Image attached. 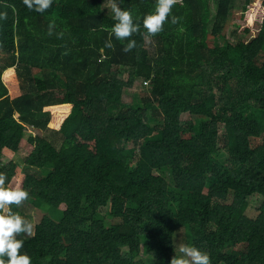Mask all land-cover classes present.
Returning <instances> with one entry per match:
<instances>
[{"label":"trees","instance_id":"16d2710c","mask_svg":"<svg viewBox=\"0 0 264 264\" xmlns=\"http://www.w3.org/2000/svg\"><path fill=\"white\" fill-rule=\"evenodd\" d=\"M106 2L0 0V172L29 194L16 213L47 208L21 254L170 264L185 230L210 264H264V0H177L151 38L156 0H123L128 52Z\"/></svg>","mask_w":264,"mask_h":264},{"label":"clouds","instance_id":"9594fccd","mask_svg":"<svg viewBox=\"0 0 264 264\" xmlns=\"http://www.w3.org/2000/svg\"><path fill=\"white\" fill-rule=\"evenodd\" d=\"M24 5L33 11L43 13L52 5V0H23ZM111 6L113 20L111 33L117 40H127L125 52L136 46V41L129 39L137 33L140 25L136 23L130 11L120 7L123 0H107ZM177 0H156L155 9L144 16L143 28L145 36L151 38L163 30V25L169 19L173 6ZM179 17L171 16V23L176 24ZM111 48V41L106 42ZM7 177L0 172V264H31L27 254H21L24 241L17 239L19 234L34 235V225L13 210V205L19 206L28 199V192L20 187H12L6 183ZM179 255H174L170 264H210L207 253L189 245H178Z\"/></svg>","mask_w":264,"mask_h":264},{"label":"rangeland","instance_id":"374dc122","mask_svg":"<svg viewBox=\"0 0 264 264\" xmlns=\"http://www.w3.org/2000/svg\"><path fill=\"white\" fill-rule=\"evenodd\" d=\"M106 7H107V9H106L107 13L113 16V14L111 12V6L107 2H106ZM234 22H235V20H233L232 24L228 28V32L226 34V38L228 39V38H230V36H232V37H235V38H241L242 40H245L246 36L242 33L241 30L235 28ZM146 85H147L146 83H145V85L136 83L134 85L133 89L132 90L129 89L127 91V93L125 94L126 95L125 100L127 99L128 101H136L137 103H139L138 100L134 97V93H136V94L137 93L138 94L144 93V91L148 88V85L147 86ZM181 118H182V120H185V119L188 120V119H190V116L187 115V114H184V115H182ZM54 138L57 141L60 142V138H59L58 135H54ZM126 155L130 159L135 158L137 156V149L133 148V149L127 150ZM16 161H18V163L22 165V162H21V160L19 158ZM0 166H1V164H0ZM47 172L48 171H45V169H41V170L31 169V170H29L30 174H33V175L39 176V177H43V176L47 175ZM156 174L158 175V173H156ZM161 175L168 182L171 181V172H170L169 169H165V171L163 173H161ZM231 202H232V196H229L227 198V200L225 201V203L226 204H230ZM24 207H25L24 210L27 211V212L29 211V212L26 214L25 212L22 211L26 215L21 214V213L19 215L25 217V219L30 221L31 223H33V225H35L40 220V218L43 215L42 211H44V210L41 211L40 209L41 208L47 209L44 206H41L40 209L39 208L32 209L29 204L24 205ZM24 237H28V235H26V234L23 235L22 234V236H17V239H23ZM175 244H176L177 252H178V245H180V244L192 245L191 241L188 239V237L185 234V230H181L177 234L176 239H175ZM178 255H179V252H178ZM143 260L145 261L146 264H152L150 257H146Z\"/></svg>","mask_w":264,"mask_h":264}]
</instances>
